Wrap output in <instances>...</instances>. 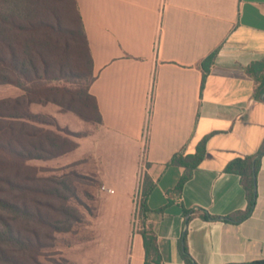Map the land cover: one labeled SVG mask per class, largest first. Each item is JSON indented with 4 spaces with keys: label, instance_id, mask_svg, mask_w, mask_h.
<instances>
[{
    "label": "crops",
    "instance_id": "0c3cea01",
    "mask_svg": "<svg viewBox=\"0 0 264 264\" xmlns=\"http://www.w3.org/2000/svg\"><path fill=\"white\" fill-rule=\"evenodd\" d=\"M76 2L101 123L71 154L81 174L92 170L112 193H100L94 213L63 242L67 264H144L133 216L145 177L154 185L145 200L146 228L157 238L162 264H186L184 237L194 264L263 261L264 154L245 216L241 176L225 169L237 159L255 161L264 142V95L256 97L258 83L247 71L264 61V0ZM213 52L204 78L201 62ZM13 90L12 98L21 96ZM51 105L33 104L31 112L70 120L55 105L49 111ZM202 142L203 160L174 193L185 169L169 162L194 155Z\"/></svg>",
    "mask_w": 264,
    "mask_h": 264
},
{
    "label": "trees",
    "instance_id": "16d2710c",
    "mask_svg": "<svg viewBox=\"0 0 264 264\" xmlns=\"http://www.w3.org/2000/svg\"><path fill=\"white\" fill-rule=\"evenodd\" d=\"M69 3L76 13L80 44L83 45L82 58L90 75L85 97L91 105L86 104L84 110L92 108L96 115L93 122L98 125L101 117L97 103L89 94L94 80L89 44L77 2L69 0ZM50 5V0H0V86H13L22 91L19 97L0 100V264H43L40 258L45 257L44 251L47 248L53 247L55 235L71 232L74 224L82 221L80 213L69 204L70 198H75L70 185L63 180L37 178L27 165L31 161L60 158L77 148L73 143L69 148L62 147L60 140L68 144L70 142L42 128L54 126L55 120L51 116L33 114L31 105L52 104L64 112H73L80 118L89 120L59 102L54 93L58 90L56 87L39 88L43 80H54L50 73L55 69L58 58L57 48L45 31L51 27L45 23ZM69 34L72 42L69 47H72L76 42L75 31L69 30ZM215 56L216 52H213L201 62L204 78L209 73ZM247 71L258 83L255 95L260 98L264 95V61L253 63ZM67 92L73 95V92ZM262 154L264 142L255 161L251 158L237 159L225 169L228 173L241 176L249 203L243 216L250 212L255 203L253 177ZM204 155L205 143L202 142L194 155L177 154L172 157L169 165L185 169L174 193H181ZM72 176L80 178L78 174ZM153 186L148 177H145L142 198L138 204L145 249L144 264H162L157 238L151 229L146 228L148 209L145 200ZM53 200L60 205L56 207ZM203 217L206 220L213 219L208 215ZM181 256L186 264H194L188 255L185 237ZM61 262L67 264L65 259ZM252 264H264V260Z\"/></svg>",
    "mask_w": 264,
    "mask_h": 264
},
{
    "label": "rangeland",
    "instance_id": "374dc122",
    "mask_svg": "<svg viewBox=\"0 0 264 264\" xmlns=\"http://www.w3.org/2000/svg\"><path fill=\"white\" fill-rule=\"evenodd\" d=\"M50 1L51 5L47 9L45 23L52 28L49 27L45 31L49 35V40L57 48L56 53L58 58L55 69L50 73V76L54 80H43L42 86H39V88L42 90L47 87H56L58 90L54 93L59 102L64 104L65 107H71V109L88 117L90 120H84L73 112H64L58 107L60 109L58 112L68 115L70 120L66 122L64 120L60 122L55 121L54 126L42 128L61 137L63 140L69 141L70 143L68 144L60 140L61 146L66 149L72 143L77 145L79 139H83L93 132L96 127V124L93 122L96 119V115L92 112L91 107H88L89 110H84L86 104L88 106L91 105V102L85 97V90L90 81V75L88 67L82 58L83 45L80 44V30L77 24L76 13L69 0ZM69 30L75 31L74 38L76 42L72 47H69L70 44L72 45V42L69 40L71 37ZM67 91L73 92V95H70ZM20 93L22 95V92ZM15 96L17 94L14 92L13 86H0V100ZM47 107L49 111L53 110L52 105ZM46 109L44 106H39V110ZM71 153L48 161H31L27 165L32 168V175L37 178L63 180L70 185L75 198H70L69 204L80 213L82 219L80 223L83 224L86 222V213L93 214L96 210V199L100 193L104 192L102 189L103 185L99 180H96L95 173L92 170L86 173V175L81 174L79 172V165L81 163ZM72 174H78L80 178H75ZM140 197H142V191L141 196L139 193V199ZM54 201L53 204L58 207L60 204ZM81 226L83 225L74 224L70 234H56L53 247L47 248L44 251L45 257L40 258V261L43 264H62L61 260L64 259L62 256L63 242H69L70 239H73Z\"/></svg>",
    "mask_w": 264,
    "mask_h": 264
},
{
    "label": "built area",
    "instance_id": "2783aa9c",
    "mask_svg": "<svg viewBox=\"0 0 264 264\" xmlns=\"http://www.w3.org/2000/svg\"><path fill=\"white\" fill-rule=\"evenodd\" d=\"M103 191L107 192V193H112V191L110 189H107L106 187L103 186ZM139 193L141 196V188L140 186L137 188V191L135 193V213L133 216V229L134 230H140L142 229V226L140 225V218H139V201L141 200L142 197H140L139 199Z\"/></svg>",
    "mask_w": 264,
    "mask_h": 264
},
{
    "label": "water",
    "instance_id": "95a60500",
    "mask_svg": "<svg viewBox=\"0 0 264 264\" xmlns=\"http://www.w3.org/2000/svg\"><path fill=\"white\" fill-rule=\"evenodd\" d=\"M254 196H256V190L254 189Z\"/></svg>",
    "mask_w": 264,
    "mask_h": 264
}]
</instances>
